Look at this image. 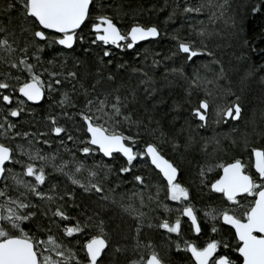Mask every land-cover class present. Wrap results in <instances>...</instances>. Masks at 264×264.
<instances>
[{"label": "snow or ice", "instance_id": "snow-or-ice-1", "mask_svg": "<svg viewBox=\"0 0 264 264\" xmlns=\"http://www.w3.org/2000/svg\"><path fill=\"white\" fill-rule=\"evenodd\" d=\"M166 9L163 28L138 19ZM256 17L264 0H0V264H264V107L245 121L264 63L234 81L212 43L223 20L237 59L264 57ZM165 38L151 57L137 48Z\"/></svg>", "mask_w": 264, "mask_h": 264}, {"label": "trees", "instance_id": "trees-1", "mask_svg": "<svg viewBox=\"0 0 264 264\" xmlns=\"http://www.w3.org/2000/svg\"><path fill=\"white\" fill-rule=\"evenodd\" d=\"M243 2H245V0H231L232 9L235 10ZM112 3L113 4L122 3L125 9H130V8L135 9L139 6L140 3H142L145 8L150 7L153 3L157 4V7H160L163 4V0H131L130 3H129V0H112ZM109 11H113V9H109ZM166 14H167V9L164 12H159L158 14L154 11L151 15H148V14L141 15L138 17V19L142 21H148V20L155 21L157 23H160L161 27L163 28L162 21L165 18ZM130 23H131V13L129 14V16H126L124 18V23L121 24L120 26L127 27ZM179 23H180L179 19L177 20L175 24L170 23L169 29L177 27ZM215 27L220 30L222 35L215 36L213 38L212 43L213 45H216V44L219 45V48L217 49V51L222 54V58L225 60L226 64H228V66L230 67L231 69L230 75L232 76L234 81L238 82L239 78L245 74L251 62H254L256 65H260L261 63H264V57L258 54L252 55L251 53H249V55L251 56V61L247 63L242 59H237L238 56L242 55L241 45H240L239 40L232 35L233 30L231 29V27L228 24H225L223 20L218 21ZM262 29H264V19H261L260 17H256L255 19H253L246 28L249 39L252 41L254 45V49H253L254 51L258 48L264 47V42H261L260 35H259ZM168 45H169V40L168 38H165L159 44H156L153 41H148L145 43L138 44L137 48L140 49L142 56L145 54L144 50L147 49L148 50L147 55L151 57L153 50L166 51ZM125 58L132 59L131 55H128ZM201 71H204V69H201ZM207 74H209V76L212 75V73H207ZM259 75L260 74L257 73V75L254 78H251L248 81L249 91L247 94L248 99H247L246 113H245L246 122H250L249 118L251 114L250 113L251 109L257 110L256 114L259 116L256 122L258 123L261 122L260 111H261V108L264 107V104L261 103L260 97L262 94H264V92H262V90H264V84L261 83L259 79ZM132 83H135L134 79L132 80ZM38 114H39V110H38ZM244 129H245V124H241L240 131L234 132L231 135L238 137L240 136V133L244 131ZM225 130L227 129L225 128ZM249 130H250V124H249ZM202 134L206 136H211L213 135V132L210 129L207 132H204ZM221 139H222V142L226 146L230 144V140L224 139L223 137H221ZM262 143L263 142H261V140L258 141L257 138L253 139L254 146H260ZM211 148L212 146L210 145L209 151H211ZM230 151L231 152L238 151V149L229 148L228 151L225 152L226 154L224 153L223 155H221V153H219L220 155L219 157L225 162H230L231 158L233 156H236L239 153V152H234V154H229ZM250 151L251 150L249 149L247 152L244 153L243 160L245 163H247L251 167L252 166V163H251L252 156H250ZM205 158H209V157H205L203 154H201V159H205ZM153 169L154 168L152 166L147 167V168L141 166V171L145 174L146 177H152L154 180H156L158 179V176H157L158 171L153 170ZM219 171L220 170L217 169V172ZM214 172L211 173L210 176H216L217 173L216 171ZM124 190L131 191L132 185L131 184L123 185L120 191H124ZM212 200H214V197H212L211 194L208 193L207 190L205 189V192L200 194L197 197L196 203L198 207H203L205 204L209 203ZM215 202L220 203V201L218 200H216ZM143 210L145 212L146 211L149 212L148 208H144ZM132 222L133 221L129 219V223H132ZM224 228L229 236L231 235L232 232H234L228 226H224ZM205 230L207 231V225H205Z\"/></svg>", "mask_w": 264, "mask_h": 264}, {"label": "rangeland", "instance_id": "rangeland-1", "mask_svg": "<svg viewBox=\"0 0 264 264\" xmlns=\"http://www.w3.org/2000/svg\"><path fill=\"white\" fill-rule=\"evenodd\" d=\"M209 73H211V72H209ZM209 75V74H208ZM211 76V75H210ZM209 87H211V86H209ZM250 121H252V120H255V121H257V119H258V116L259 115H257L256 113H257V110L256 109H251L250 110ZM258 123V122H257ZM245 130V129H244ZM243 133V132H242ZM240 135H241V133H240ZM257 140L259 141L260 139L259 138H257ZM261 142H263L264 143V141H261ZM240 149H238V151H230L229 152V154H234V152H240L239 151ZM225 152H221V155H223ZM226 154V153H225ZM220 156V155H219ZM228 156H230V155H228ZM153 167V166H152ZM250 167V166H249ZM154 168V167H153ZM157 171V170H156ZM217 171V170H216ZM170 203H172V204H175V202H170ZM146 212H148V211H146ZM147 231V230H146Z\"/></svg>", "mask_w": 264, "mask_h": 264}, {"label": "flooded vegetation", "instance_id": "flooded-vegetation-1", "mask_svg": "<svg viewBox=\"0 0 264 264\" xmlns=\"http://www.w3.org/2000/svg\"><path fill=\"white\" fill-rule=\"evenodd\" d=\"M251 163H252V166L250 168H251L252 171H254V167H253V165H254V156H252ZM219 172H222V170H220ZM216 173H217V171H216Z\"/></svg>", "mask_w": 264, "mask_h": 264}, {"label": "water", "instance_id": "water-1", "mask_svg": "<svg viewBox=\"0 0 264 264\" xmlns=\"http://www.w3.org/2000/svg\"><path fill=\"white\" fill-rule=\"evenodd\" d=\"M145 42H148V41H142V42H140L139 44H141V43H145ZM254 156V155H253ZM254 159H255V157H254ZM154 167V166H153ZM158 172H159V170L158 169H156ZM229 228H231L230 226H228ZM233 231H234V229H232Z\"/></svg>", "mask_w": 264, "mask_h": 264}]
</instances>
